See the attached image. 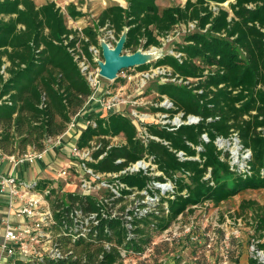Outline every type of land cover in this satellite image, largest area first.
Wrapping results in <instances>:
<instances>
[{
	"label": "trees",
	"instance_id": "1",
	"mask_svg": "<svg viewBox=\"0 0 264 264\" xmlns=\"http://www.w3.org/2000/svg\"><path fill=\"white\" fill-rule=\"evenodd\" d=\"M67 9L73 18L83 15L74 3ZM189 21H197V28L177 42V49L185 53L182 62L167 54L138 68L169 65L184 79L192 78L190 84H160L159 90L178 110L198 115L200 122L175 130L149 124L151 134L170 144L150 140L145 145L125 114L97 117L96 127L82 130V145L98 135L126 138L95 165L98 170L120 171L147 155L154 157L163 174H125L120 180L131 190L116 194L109 189L102 199L71 189L59 196L61 186L54 185L52 229L63 255H44L25 264H126L155 248V238L195 207L220 204L244 190L264 189V0H187L163 9L158 0H128L127 7L108 5L96 26L82 30L68 26L57 0L42 5L36 0H0V147L10 154L43 150L48 139L64 133L86 106L93 89L70 47L79 43L97 64L90 47L102 49L100 28L114 31L117 39L127 28L124 50L135 52L160 46L161 37ZM205 133L209 141L202 138ZM234 133L243 149L252 151L246 167L233 163L231 152L218 144ZM104 142L106 146L108 140ZM118 158L125 161L116 163ZM154 182H170L173 189ZM50 185L52 180L38 179L35 187ZM147 187L156 200L143 212L145 205L125 194ZM246 203L259 208L251 225L264 250V205ZM250 263L261 264L254 257ZM157 264H181V256L174 263Z\"/></svg>",
	"mask_w": 264,
	"mask_h": 264
},
{
	"label": "built area",
	"instance_id": "2",
	"mask_svg": "<svg viewBox=\"0 0 264 264\" xmlns=\"http://www.w3.org/2000/svg\"><path fill=\"white\" fill-rule=\"evenodd\" d=\"M196 28L197 21L181 22L171 32L161 37L160 46H151L153 48L151 50L165 51V48L170 43L179 41L181 36L194 31ZM90 50L94 52L96 58L99 50L95 46H91ZM70 51L73 53L81 71L87 77L93 89V93L86 104L98 108H96V116H84L81 110L72 118L64 133L48 139L46 147L43 150L29 149L22 154L18 152L10 154L4 152L0 147V161L7 160L13 167L23 166L28 163L34 164L44 158L45 153L50 150L54 149V151L60 153L61 151L64 152L65 149L67 151V157L64 158L65 155L61 154L59 157L65 159L66 167L58 173V176L65 178V181L70 178H77L78 188L75 186L66 187L79 194L90 195L99 199H102L105 192L109 189L116 194H122L124 190H131L127 184L120 180V177L125 174H133L136 172L156 175L163 174V172L158 170V165L154 162V157H148L147 155L135 162L129 163L120 171L98 170L95 165L105 158L112 147L124 145L126 138L123 136L124 139H121L120 136L122 135H98L94 136L88 143L82 145L79 141L82 130L88 127H96L97 117L104 112H118L125 114L133 121L138 129L137 136L145 145L150 140L161 141L169 145L170 143L167 140L151 134L148 130V125L159 124L169 130H175L183 124H197L201 118L196 114H185L183 110H178V106L174 100L167 94H160L159 101L153 105V109L162 108L154 110L155 112H159L157 118H148L146 112H140L138 110L136 103H139V101L130 99V97L126 98L124 93L122 94V91L125 89L123 85L119 86L118 92L114 95L109 96L107 94L110 92L105 89L100 80L102 75H100L99 68L95 70L92 67V62L79 43L76 46L70 47ZM163 53L158 57L161 58L170 54L177 57L181 62L185 56V53L179 51L177 46L168 50L167 53ZM135 67H131V69L135 70ZM157 67L158 75L163 81L162 84L169 82L190 84L193 80L192 78L184 79V77L176 73L169 65H160ZM5 68L6 64L1 69V72L4 74H6ZM153 72L154 69L149 70V72L140 70L133 74L128 69H123L119 72L118 78L121 77L125 80H131L134 77H138L139 80H148L152 76L154 77ZM143 87V84L138 87V96L145 93ZM2 100L0 99V103ZM127 106H130V108H127ZM202 138L206 141L210 139L206 133L203 134ZM105 139L108 140L106 146ZM225 140L221 139L219 142H224ZM229 140L230 142L238 143L239 147L243 150L242 158H240L238 150L232 154L233 163H240L242 167H246L247 159L249 160L251 158L252 151L248 148L243 149L237 133H234ZM178 155L182 158H187L183 151H179ZM124 161L125 158H118L116 163H122ZM37 181L38 179H35L31 185H28L24 179L19 178L13 173H0V195L7 199L8 209V215L3 222L4 236L0 245V264H25L29 261H36V259L44 255L53 257L63 255L62 250L58 247L56 242L57 237L52 229L55 222V210L53 208V200L50 199V194L52 187L55 185V180H52V185L45 189L36 188ZM154 183L157 187L164 190L173 189V185L170 182ZM148 187H151L150 184ZM148 187L142 191L125 194L130 199H135L139 204L145 205L142 207L143 212L147 210L149 204L156 200V197L149 193ZM137 210H140V208ZM190 229V226H185L186 232H189ZM258 242V239L253 240L251 251L253 257L258 259L259 263L264 264V250L259 248ZM153 251L154 248H150L140 259L126 261V264H138L146 260L148 254ZM161 262H164V260H161Z\"/></svg>",
	"mask_w": 264,
	"mask_h": 264
},
{
	"label": "rangeland",
	"instance_id": "3",
	"mask_svg": "<svg viewBox=\"0 0 264 264\" xmlns=\"http://www.w3.org/2000/svg\"><path fill=\"white\" fill-rule=\"evenodd\" d=\"M38 3H45L47 0H36ZM187 0H159L158 4L161 9L166 6L184 5ZM58 5L66 14L67 24L71 28L83 29L86 26H96L97 17L110 4H122L128 6V0H58ZM74 3L77 9L83 12L78 18H73L69 15L67 7ZM184 36V35H183ZM184 37H182V40ZM100 42H106L112 47H116L118 40L114 31L105 27L99 30ZM181 40V37L179 38ZM178 41L170 43L164 50H151L152 47L147 49L140 48L143 51H151L154 56L149 63L155 62L159 59L158 55L167 53L168 50L174 46H178ZM96 58L104 61L103 48L98 49ZM124 53H132L125 51ZM94 55V61H96ZM92 67L96 70L99 64H94ZM133 68V67H132ZM133 70L126 68L130 73L144 70L154 69V77L148 80H139L134 77L131 80H125L121 77L116 80H110L103 76L100 77L105 89L110 93L109 96L118 92L119 86L123 85L125 89L122 91L126 98L139 101L136 103L140 112H146L148 118H157L159 112H155L153 105L159 101L160 90L159 86L162 84V78L158 75V67L151 64L147 69H140L138 66ZM173 70V69H172ZM144 85L145 93L138 96V87ZM130 108V106H127ZM109 112H104L99 115L100 117L108 116ZM98 116V117H99ZM124 139L123 136H120ZM218 144L224 150L234 154L238 150L240 158H242L243 150L239 144L226 139L224 142L218 141ZM66 167L65 159L56 157L50 159L46 170L41 171L39 178L55 180V185L61 186L58 190L59 196L63 195V190L68 187L75 186L78 188L77 178H70L65 181V178L59 177L58 173ZM31 171H26L25 182L28 185L33 183V176ZM59 180V181H57ZM68 186V187H66ZM98 195V194H97ZM101 196V195H100ZM255 201L259 205H264V189H249L244 190L236 196L221 202L220 204H213L206 202L195 207L194 211H189L182 215L173 227L163 233L161 236L155 238L154 251L148 254L147 259L139 262L138 264H157L161 260H168L174 263L177 257L181 256V264H251L250 260L253 257L251 245L253 240L257 239L255 231L251 222H253L258 206H248V201ZM185 226H190V231L186 232Z\"/></svg>",
	"mask_w": 264,
	"mask_h": 264
},
{
	"label": "water",
	"instance_id": "4",
	"mask_svg": "<svg viewBox=\"0 0 264 264\" xmlns=\"http://www.w3.org/2000/svg\"><path fill=\"white\" fill-rule=\"evenodd\" d=\"M127 33L128 29L126 28L119 38L116 47H112L103 41L100 42L101 48H103L104 61L98 59L97 62L100 66V75L107 79L116 80L121 70L147 64L152 59H154V54L144 52L142 49H138L132 53H124V45L127 40ZM143 52L145 54H143ZM140 53L143 54V56H140L139 58L138 56Z\"/></svg>",
	"mask_w": 264,
	"mask_h": 264
},
{
	"label": "crops",
	"instance_id": "5",
	"mask_svg": "<svg viewBox=\"0 0 264 264\" xmlns=\"http://www.w3.org/2000/svg\"><path fill=\"white\" fill-rule=\"evenodd\" d=\"M47 1H49V0H47ZM38 4L42 5L44 3H42V4L38 3ZM80 30H82V29H80ZM8 64L9 63H6V65H8ZM96 108L92 107V105H87L86 104V106L84 107V109L82 111L85 114V116L90 117L89 115H91V113L97 112L98 108L97 109ZM66 153H67V151L65 149H64V152L61 151L60 153L54 151V149H53V150H50V151L46 152L45 155H44V158L38 160L36 163H34V164H29L28 163L26 165L17 166V167H13L12 164H10V162H8L7 160L0 161V173H8V172L9 173H13L16 176H18L19 178L25 180L26 171H31L30 174H32L33 180H35V179H43V178H39V176L41 175L40 174L41 171H44V170L47 169L48 164H49V160L50 159H55L56 157H59L60 154L61 155H65L64 158H66L67 157ZM7 215H8L7 199L4 196L0 195V245L2 243L3 236H4V225H3V222H4V219L7 217Z\"/></svg>",
	"mask_w": 264,
	"mask_h": 264
},
{
	"label": "bare ground",
	"instance_id": "6",
	"mask_svg": "<svg viewBox=\"0 0 264 264\" xmlns=\"http://www.w3.org/2000/svg\"><path fill=\"white\" fill-rule=\"evenodd\" d=\"M122 1H123V0H122ZM144 52H145V51H144ZM144 52H143V54H145ZM147 53H149V54H154V53H152L151 51H147ZM143 54L140 53L138 57L140 58V56H143ZM136 57H137V56H136ZM235 152H237V150H235Z\"/></svg>",
	"mask_w": 264,
	"mask_h": 264
}]
</instances>
